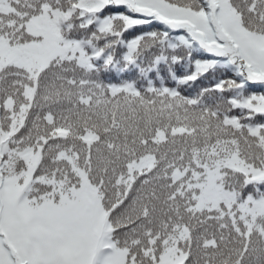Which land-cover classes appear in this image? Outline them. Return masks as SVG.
<instances>
[{"label":"snow or ice","instance_id":"snow-or-ice-1","mask_svg":"<svg viewBox=\"0 0 264 264\" xmlns=\"http://www.w3.org/2000/svg\"><path fill=\"white\" fill-rule=\"evenodd\" d=\"M0 264H264V0H0Z\"/></svg>","mask_w":264,"mask_h":264}]
</instances>
